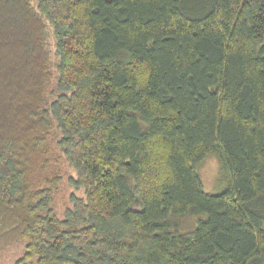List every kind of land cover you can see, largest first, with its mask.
<instances>
[{
	"label": "trees",
	"instance_id": "1",
	"mask_svg": "<svg viewBox=\"0 0 264 264\" xmlns=\"http://www.w3.org/2000/svg\"><path fill=\"white\" fill-rule=\"evenodd\" d=\"M56 150L76 173L63 216ZM16 247L264 264V0H0V258Z\"/></svg>",
	"mask_w": 264,
	"mask_h": 264
},
{
	"label": "rangeland",
	"instance_id": "2",
	"mask_svg": "<svg viewBox=\"0 0 264 264\" xmlns=\"http://www.w3.org/2000/svg\"><path fill=\"white\" fill-rule=\"evenodd\" d=\"M54 81L51 85L54 84ZM56 156L60 160V168L64 175V180L60 185V188L56 197V209L60 216H63V212L66 206L69 204V197L74 188L69 183V177L74 176L76 173L72 167L68 164L64 156L59 150H56ZM204 188L207 192L217 194L222 192L227 181L225 179L226 173L219 159L216 156H210L204 160L199 168ZM22 254V248L16 247L6 252L0 258V264H13L14 261Z\"/></svg>",
	"mask_w": 264,
	"mask_h": 264
}]
</instances>
